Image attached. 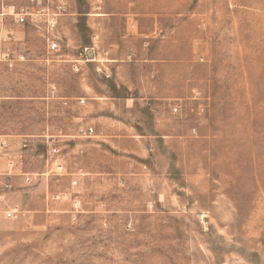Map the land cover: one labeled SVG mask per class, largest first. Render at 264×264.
<instances>
[{"label":"rangeland","instance_id":"obj_1","mask_svg":"<svg viewBox=\"0 0 264 264\" xmlns=\"http://www.w3.org/2000/svg\"><path fill=\"white\" fill-rule=\"evenodd\" d=\"M17 1L0 0V264H264V0H66L50 55ZM96 30L116 61L78 72Z\"/></svg>","mask_w":264,"mask_h":264},{"label":"built area","instance_id":"obj_2","mask_svg":"<svg viewBox=\"0 0 264 264\" xmlns=\"http://www.w3.org/2000/svg\"><path fill=\"white\" fill-rule=\"evenodd\" d=\"M22 3L13 6L14 19L17 24L32 26L42 33L48 44L47 54H53L61 50V43L58 34L59 21L67 13L66 0H20ZM84 57L75 60L74 69L81 70L82 62L96 61L99 62L94 52V47H86ZM24 58V55H20ZM4 59L9 65L14 64V57L10 52L3 53L1 59ZM98 71H102V65L97 67ZM80 103H85L86 98H80ZM180 105L173 107L175 113L179 112ZM95 132L92 126H80L79 134L81 136H91ZM60 150L57 146H51L49 158L54 159V163L59 170H63L64 163L58 157ZM51 155V156H50ZM57 156V157H56ZM27 181H32L31 177H27ZM76 183V181H74Z\"/></svg>","mask_w":264,"mask_h":264},{"label":"crops","instance_id":"obj_3","mask_svg":"<svg viewBox=\"0 0 264 264\" xmlns=\"http://www.w3.org/2000/svg\"><path fill=\"white\" fill-rule=\"evenodd\" d=\"M122 2H124V3H126L127 5L125 6L126 7V10L128 11V10H130V9H133V4H135L134 3V1H132V0H122ZM136 2H138V1H136ZM16 3V5H19L20 3H22L20 0H18L17 2H15ZM67 13H68V10H67ZM93 16H95V17H102V16H104L105 14H104V12H95V13H91ZM67 15V14H66ZM92 35H93V37L95 38L94 39V41L98 44V45H100L101 46V50H99L98 48L96 49L95 48V46H94V48H95V55L97 56V59H98V57H104V56H108V61H116V58L113 56V54H112V51H115L116 50V48H110V46H105L104 44H102V42L97 38V36H98V31L96 30V31H93V33H92ZM99 40V41H98ZM105 48H104V47ZM103 50V51H102ZM100 51L101 52H104L103 54V56H101L102 54H100ZM96 62V61H95ZM103 65V64H102ZM108 67H109V65H107ZM104 67V69H105V72H104V76H105V78H110L111 77V72H112V70L110 69L109 70V68L108 67H106L105 65L103 66Z\"/></svg>","mask_w":264,"mask_h":264}]
</instances>
